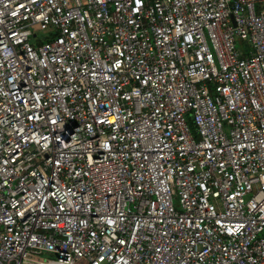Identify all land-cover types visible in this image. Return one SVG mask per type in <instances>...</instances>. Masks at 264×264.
I'll return each instance as SVG.
<instances>
[{
	"label": "built area",
	"instance_id": "built-area-1",
	"mask_svg": "<svg viewBox=\"0 0 264 264\" xmlns=\"http://www.w3.org/2000/svg\"><path fill=\"white\" fill-rule=\"evenodd\" d=\"M264 0H0V264H264Z\"/></svg>",
	"mask_w": 264,
	"mask_h": 264
},
{
	"label": "rangeland",
	"instance_id": "rangeland-1",
	"mask_svg": "<svg viewBox=\"0 0 264 264\" xmlns=\"http://www.w3.org/2000/svg\"><path fill=\"white\" fill-rule=\"evenodd\" d=\"M263 7H264V4H263Z\"/></svg>",
	"mask_w": 264,
	"mask_h": 264
}]
</instances>
